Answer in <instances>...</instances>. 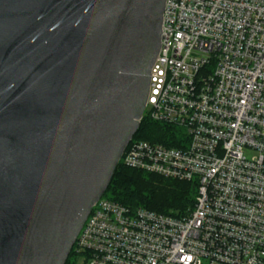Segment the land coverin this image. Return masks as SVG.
Masks as SVG:
<instances>
[{
    "label": "water",
    "instance_id": "water-1",
    "mask_svg": "<svg viewBox=\"0 0 264 264\" xmlns=\"http://www.w3.org/2000/svg\"><path fill=\"white\" fill-rule=\"evenodd\" d=\"M166 0H0V264H65L139 129Z\"/></svg>",
    "mask_w": 264,
    "mask_h": 264
},
{
    "label": "built area",
    "instance_id": "built-area-1",
    "mask_svg": "<svg viewBox=\"0 0 264 264\" xmlns=\"http://www.w3.org/2000/svg\"><path fill=\"white\" fill-rule=\"evenodd\" d=\"M144 116L182 144L132 139L124 165L193 182L194 206L103 196L73 264H264V0H166Z\"/></svg>",
    "mask_w": 264,
    "mask_h": 264
},
{
    "label": "trees",
    "instance_id": "trees-1",
    "mask_svg": "<svg viewBox=\"0 0 264 264\" xmlns=\"http://www.w3.org/2000/svg\"><path fill=\"white\" fill-rule=\"evenodd\" d=\"M133 139L181 146L179 130L163 122L144 116ZM197 188L193 182L164 177L133 169L120 159L105 197L130 207H143L158 213L181 217L194 206ZM75 247L65 264H73Z\"/></svg>",
    "mask_w": 264,
    "mask_h": 264
},
{
    "label": "rangeland",
    "instance_id": "rangeland-1",
    "mask_svg": "<svg viewBox=\"0 0 264 264\" xmlns=\"http://www.w3.org/2000/svg\"><path fill=\"white\" fill-rule=\"evenodd\" d=\"M182 135L181 134H179V137H181ZM74 261H75V259H74ZM78 261H80L79 262V264L82 262V260L80 259V260H78Z\"/></svg>",
    "mask_w": 264,
    "mask_h": 264
}]
</instances>
